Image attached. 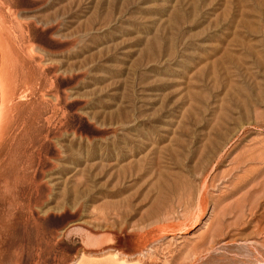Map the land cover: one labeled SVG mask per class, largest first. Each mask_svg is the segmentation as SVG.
<instances>
[{
    "label": "rangeland",
    "instance_id": "1",
    "mask_svg": "<svg viewBox=\"0 0 264 264\" xmlns=\"http://www.w3.org/2000/svg\"><path fill=\"white\" fill-rule=\"evenodd\" d=\"M0 264H264V0H0Z\"/></svg>",
    "mask_w": 264,
    "mask_h": 264
},
{
    "label": "bare ground",
    "instance_id": "2",
    "mask_svg": "<svg viewBox=\"0 0 264 264\" xmlns=\"http://www.w3.org/2000/svg\"><path fill=\"white\" fill-rule=\"evenodd\" d=\"M102 262V261H101Z\"/></svg>",
    "mask_w": 264,
    "mask_h": 264
}]
</instances>
